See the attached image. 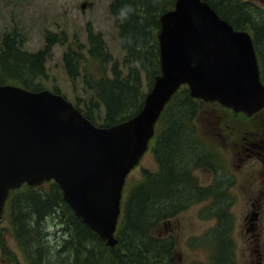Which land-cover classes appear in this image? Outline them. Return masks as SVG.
Listing matches in <instances>:
<instances>
[{"label": "rangeland", "instance_id": "374dc122", "mask_svg": "<svg viewBox=\"0 0 264 264\" xmlns=\"http://www.w3.org/2000/svg\"><path fill=\"white\" fill-rule=\"evenodd\" d=\"M112 2L114 0H0V39L14 35L21 42L22 50L35 53L44 47L47 34H55L60 40L51 46L44 75L37 78L34 85L59 93L70 102H87L94 95L88 84L102 76H111L109 71L113 64H117L123 75L128 71V64L135 67L133 59L123 64L127 52L121 46L122 19H117L121 14L115 17L111 12ZM152 2H158L160 18L169 4L167 0H148L147 3ZM239 2L245 11L244 30L252 36L261 35L257 42V59L264 75V0ZM154 17L152 15L149 23ZM151 26L148 33L150 31L154 40H148L143 51L151 52V41H155L159 54L157 36L160 31L153 36L154 25ZM90 34L102 36L105 51L110 55L106 62L89 55ZM68 50L74 55L73 76L67 72L63 60ZM147 73L140 71L142 91L146 94L151 80L150 71ZM262 82L264 84V77ZM193 100L197 104L196 116L191 122L192 140L198 141L203 149L197 146L196 150L191 145L175 149L172 145L170 162L164 164L173 166L176 176L183 170L190 178L192 189L190 186L187 192L176 194L174 199L180 202L172 217L147 222L136 237L140 239L135 246L142 249L141 242L147 245L150 239L162 240L167 256L155 264H264V160H254L257 147L246 145L254 133L264 138V114L256 120L243 119L219 106ZM100 114L103 117L102 108ZM181 121L179 113L174 111L158 122L157 128L160 132L177 129L185 135L186 129L177 128ZM174 135L164 133L163 139L171 145ZM156 139L150 142L140 162L127 176L123 202L132 188L164 170L159 158L169 157L168 146ZM62 214L60 220L57 216L44 219L38 231L33 232L35 240L31 241L35 247L25 252L14 239L4 210L0 222V264H120L117 261H122L123 252L129 251L125 241L119 242L117 237L118 243L114 246L104 245L94 232V235L86 233L85 240H78L75 229L61 222L68 214L65 210Z\"/></svg>", "mask_w": 264, "mask_h": 264}, {"label": "water", "instance_id": "95a60500", "mask_svg": "<svg viewBox=\"0 0 264 264\" xmlns=\"http://www.w3.org/2000/svg\"><path fill=\"white\" fill-rule=\"evenodd\" d=\"M159 20L160 74L124 122L97 127L61 95L0 85V221L10 191L54 181L75 217L112 247L125 179L182 85L191 98L248 116L264 108L247 32L202 0H176Z\"/></svg>", "mask_w": 264, "mask_h": 264}, {"label": "trees", "instance_id": "16d2710c", "mask_svg": "<svg viewBox=\"0 0 264 264\" xmlns=\"http://www.w3.org/2000/svg\"><path fill=\"white\" fill-rule=\"evenodd\" d=\"M175 1L167 0L169 5L165 11L172 9ZM202 1L206 2L221 19L227 21L235 30L243 31L245 29V11L242 10L239 0ZM147 2L148 0H114L110 6L115 17L121 14L117 18L122 19L119 26L122 38L121 46L127 52L123 64H128V61L133 59L135 67L128 64V71L123 75L117 64H113L109 71L111 76H102L97 81L94 80L88 84V87L94 91L91 99L87 102L77 100L73 102L74 107L95 126L109 127L134 116L141 109L146 95L142 91L140 71L143 70L146 73L150 71L151 80L148 91L152 87L154 78L160 74L159 54L155 41H151V52L143 51L147 47L148 40H154L150 31L148 33V29L152 28L151 25H154L153 36H156L160 31V21L157 19L159 18L157 12L160 9L156 5L158 2L149 4ZM152 15H155L154 21L149 23ZM260 36V34L252 36L256 51ZM45 39L44 47L35 53L22 50L21 42L14 35H4L0 39L1 85H15L33 92L42 90L39 86L34 85L35 80L44 75V66L51 46L60 40L55 34H47ZM154 47L155 50H153ZM87 49L89 55L92 58H97L100 62H106L110 58V55L105 51L106 46L100 34L89 35ZM73 58L74 55L70 50L65 52L63 60L66 70L71 76L75 73ZM196 104L197 102L189 97L188 89L186 87L181 88L160 115L158 122L167 119L174 111L179 113L182 124L177 128L179 131L186 129L187 133L183 135L177 129L172 128L168 131L167 129L161 132L158 130L156 137L158 143L161 144L163 141L168 146L167 156L169 155V157L159 158V162L164 168L162 173L159 172L155 174L154 178L151 176L149 180L132 188L123 204L122 218L118 225L116 237H118L119 242L125 241L127 243L125 248L129 251L123 252L122 261L116 260L120 264H126V262L155 264L167 256L164 250L166 245L163 244L162 240L158 242L149 238L150 243L144 245L141 242L143 248L140 249L135 246L136 240L140 239V237L137 239L136 237L140 235L142 227H145L147 222L161 221L172 217L177 210L178 202H180L174 199L176 194L187 192L186 190L190 186L192 189L190 178L183 170L176 176L173 172V166L166 167L164 164L170 162L172 153L170 146L172 145L175 146V149L191 146L195 147L196 150L198 149L197 146L203 149L198 141L192 140L194 130L191 129L193 128L191 122L196 116ZM101 108L104 111L103 117L100 114ZM164 133L175 134L174 142L171 145L164 141ZM169 193L174 194L171 196ZM63 210L68 216L61 222L66 227L75 229L78 240H85L86 233L95 234L87 225L82 223L81 219L74 217L73 212L62 199L59 186L53 181L44 183L42 187L23 185L19 189L12 190L5 205L14 239L25 252H31L35 247L31 241L35 240L33 232L38 231L44 219L47 216H57V219L60 220ZM152 211L157 212L151 214Z\"/></svg>", "mask_w": 264, "mask_h": 264}, {"label": "flooded vegetation", "instance_id": "af4514ba", "mask_svg": "<svg viewBox=\"0 0 264 264\" xmlns=\"http://www.w3.org/2000/svg\"><path fill=\"white\" fill-rule=\"evenodd\" d=\"M210 104L211 105L219 106L220 108H222L224 110H228L229 112L230 111L233 112L230 109L223 108L221 105H219L216 102L210 103ZM233 113H234V115H237L239 117H242L243 119L256 120V119H259V116H262L264 114V108L262 110L256 112V113L250 115V116L245 115L243 113H237V112H233ZM246 145L249 146V147H252V148L257 147L258 151L257 152H254V154L256 156L255 159L253 157L254 160H257V161L262 160V159L264 160V152H263L264 151V138H262V136L259 133L252 134V139L250 141H248ZM255 163L257 164V162H255ZM101 243L104 244V245L106 244L105 242H102V241H101Z\"/></svg>", "mask_w": 264, "mask_h": 264}]
</instances>
